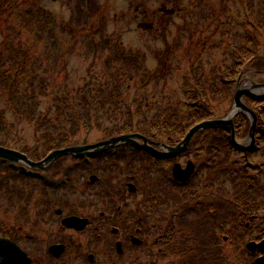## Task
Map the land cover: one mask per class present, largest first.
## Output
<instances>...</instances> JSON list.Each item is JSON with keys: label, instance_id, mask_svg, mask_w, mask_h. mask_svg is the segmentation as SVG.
<instances>
[{"label": "rangeland", "instance_id": "obj_1", "mask_svg": "<svg viewBox=\"0 0 264 264\" xmlns=\"http://www.w3.org/2000/svg\"><path fill=\"white\" fill-rule=\"evenodd\" d=\"M6 1H8V4L5 8H10V5L13 4L17 5V9H10V15L5 17V19L7 18L5 20L7 23L0 27V46L6 41L8 46H13L16 50L21 49L25 51L29 59L34 58L36 60V63L30 64L28 72L31 75V73L36 71L39 82L41 79L46 78L45 83H48L49 86V97L47 99H53L57 97V94L60 95V93H66L68 90L82 87L86 85L85 83H106L105 81L110 79V74L116 72L113 66L109 70L106 67L109 63H106V61L113 56L116 50L114 45L108 44V41L113 42V40L119 38V42L123 44L127 52L129 51L131 54H144L146 57V68L152 76L154 75L152 73L156 72L155 80L150 81V83H157V78L163 79L162 76L165 77L163 81H160V83H168L167 88L163 89L164 93L162 95H168L175 103L183 96V94L181 95L182 77L193 66L208 67L221 59H228L229 55L225 56V54L232 52L236 46H242L249 35H264V0H184L182 7L184 8V12L174 16V22L165 23V29L158 32L156 30L139 28L138 24L141 21H151L150 15L157 11L156 4H149L147 0H3V3ZM139 4H142L141 9L146 11L148 16L141 15L142 18L137 22L136 8ZM39 8L45 10L43 14L39 13L41 12L38 11ZM26 10H33V16L36 18L31 21L33 17H30L26 23L22 24L21 21L25 16ZM85 11L88 12L89 16L91 14V20H94L92 23L90 21L89 23L85 22V19L87 20L89 17L87 14L83 16L82 12ZM103 18L110 23L107 29L102 30L101 34L103 36L98 35V37L94 38L96 47L92 42L78 43L79 39L76 40L70 35H65L67 40L63 37L64 35L62 36L60 22H62L61 24H65L64 27L70 30L73 27L83 29L86 26L91 27L93 25L98 27ZM79 21H82L80 25ZM46 26L50 27L45 30L44 27ZM51 29L53 30L52 33L47 34ZM253 36H249L248 40H254ZM53 41L54 43L59 41L55 49L51 46V44L53 45ZM60 41L68 43V45L61 47ZM170 48L173 49V52H171ZM156 51L162 52V54H169L166 63L160 59ZM258 55L264 56V50L260 51ZM229 61L230 58L227 62ZM173 63L174 68H171ZM109 64L112 63L110 62ZM161 70H164L163 75L159 74ZM242 76L243 79L241 81L245 83L243 85H246L249 80L257 83L264 81V73L260 74L257 69L253 68H249L245 73L242 72L240 78ZM130 83L136 82L131 81ZM125 87H127L126 83ZM124 88L120 91H123ZM130 90H132V87ZM51 92L53 93L51 94ZM135 93H125L121 96L120 100L112 98L109 102H106V107L103 105L94 110L92 113L93 126L89 128V132L71 128L69 117L66 120H62V125L56 124L57 121L54 117L52 123L55 126L50 125L44 129H38L33 124H28L27 122H22L16 128H11V123L14 124L16 121L15 117L8 111L5 99H1L0 140L3 139V134L16 133L15 136L12 135L13 137L10 136L9 139L5 138L9 142L8 144L24 147L25 149H30V151L36 148L48 149L42 138L45 135H55L58 133H66L68 138L69 136L71 137V140L83 141L85 145L101 142L105 140L103 133L110 130L103 128V125H108L112 128L115 124L124 125L129 121L127 119V110L130 106L133 107L134 100L137 97ZM46 102V100L41 101V109L46 108ZM226 106L225 104L221 105L222 112L228 109ZM3 110L6 111L5 115L3 114ZM132 113L134 112L132 111ZM98 121L101 125L100 128H96L99 127L96 124ZM73 132L77 134L72 137ZM38 138L41 139V143H38ZM14 139H18V142L13 143ZM257 145L259 146L258 141ZM131 154H124L120 159L118 157H108L105 160L96 162V164L100 163L101 166L105 165V172H96L93 168L87 167V170H78L76 174L70 173L66 170V165L73 158L65 159L57 163L59 165L53 170L52 176L62 179L60 177L69 174V177L73 181L78 180L80 192H82L81 188L85 186L84 183L86 181L89 182L91 177H99L101 182L104 183V188L111 189L114 195L110 194V192H103L104 188H89L87 194L97 195L101 193V197L103 198L100 199L103 201L102 205L106 208L109 206L113 207L117 214L125 215V217L137 214L139 217H144L145 213H153L152 208L156 200L158 208L155 210L157 212L161 207L164 208L165 206L161 200L167 198L172 193L182 192L186 194L187 191L191 192L190 196L196 201H201L200 207L197 209L200 212L210 208L208 203L211 201L221 204L220 201L227 195H233L228 198L235 200L231 204L232 208H236V199L243 198L245 200L243 203H247L249 206L256 203L261 205L260 214L264 211V173L256 175L255 181L258 183H253L250 186L247 176L246 180L244 177H242L243 179L239 178L244 175L242 172L234 175L231 172L232 169H230L231 165L229 167L218 168V165L215 163V169L212 171H206V169L203 170V167H200L198 175L187 188L175 189L173 185L170 186L169 178L167 179V177H172L169 162L156 161L148 156L150 158L149 161L147 157L146 161H139L134 164L139 166V170L141 171L136 175L135 170L131 169L134 168ZM195 156H189L184 161L181 159L177 163L185 167L187 161L193 160L194 162ZM240 159L242 160L243 158L241 157ZM112 160L118 161V165L120 164L114 170L108 168ZM248 160L250 162L248 165L253 166L264 163V157H262L261 152L259 155L252 154L251 157H248ZM235 163L240 164L242 162ZM2 172L3 170H0V176H4ZM129 176H135L136 182L134 184L138 189L137 193H130L129 189L125 187V183L130 181ZM252 176L254 177L255 175ZM162 177H165L163 184ZM6 181L12 183L18 180L8 175ZM23 182H25L23 183L24 185H30L29 190L31 192L39 194L48 192L43 191L44 188L38 182ZM17 186L19 185L17 184ZM256 188L261 192L256 193ZM249 190H252L253 193ZM56 192L55 199L59 201L57 202L59 206L64 208L63 206L65 205L62 203L66 204V187L58 189ZM22 194L24 192L20 191L18 192V196L13 195V200H21L24 197ZM185 200L189 201V199ZM31 201L34 204L36 200L34 197H31ZM238 209L234 211L235 214H232L233 223L237 222L236 218L242 216L241 208ZM245 211L249 213V207ZM159 214L161 216L163 211ZM203 216L206 219L208 215L203 212ZM219 227L220 224H218L217 231L218 242L219 244L223 242L221 249L225 247L226 255L227 251H229L230 256L232 251L230 249V242L227 243L222 238L229 235H223L225 233ZM227 228H230V226H227ZM244 256L245 254H243L242 249H238L237 244H235L232 253L233 264H246Z\"/></svg>", "mask_w": 264, "mask_h": 264}, {"label": "trees", "instance_id": "obj_2", "mask_svg": "<svg viewBox=\"0 0 264 264\" xmlns=\"http://www.w3.org/2000/svg\"><path fill=\"white\" fill-rule=\"evenodd\" d=\"M7 4L8 1L3 3V0H0V27L7 23L5 21L7 18L5 19V17L10 15V9H17V5L13 4L10 5V8H5ZM38 11H41L39 13L43 14L45 10L39 8ZM32 12L34 11L26 10L25 16L21 21L22 24L26 23L30 17H33L31 21L36 18ZM91 17L90 14L85 22L89 23L90 21L92 23L94 20H91ZM81 22L79 21V25ZM61 23L60 29L65 39V35H70L76 40L79 39L78 43L92 42L96 47L94 38L98 37V35L103 36L101 32L107 29L110 22L105 21L103 18L98 27L95 25L91 27L86 26L83 29L73 27L71 30L64 27L65 24ZM49 27L46 26L44 28L47 30ZM52 31V29L49 30L47 34H51ZM248 37L242 46H236L232 52L225 54V56L229 55V62H227L229 58H225L208 67L195 65L191 70L186 72L182 77L183 81L181 83V95L183 94V96L175 103L168 95H162L164 93L163 89L167 88L168 85V83H160L165 77L162 76L163 79L157 78V83H150V81L155 80L156 72L152 73L154 74L153 76L150 74L145 66L146 57L144 54H131L129 51L127 52L123 44L119 42V38H116L113 42L108 41V44L114 45L116 50L113 56L106 61V63L111 62L112 64L108 63L106 67L109 70L113 66L116 72L110 74V79L106 80V83H85L86 85L82 87L68 90L66 93H60V95L57 94L58 98L55 97L53 99H47L49 97V86L48 83H45L46 78L41 79L39 82L36 71L33 70L34 72L31 75L28 72V67L30 64L36 63V60L34 58H31L32 60L29 59L25 51L21 49L16 50L13 46H8L5 41L0 46V100L5 99L8 111L15 117L16 121L14 124L11 123V128H16L22 122H27L28 124H33L38 129H44L50 125L55 126L52 123L54 117L57 121L56 124L61 125L62 120H66L69 117L71 128L89 132V128L93 126L92 113L94 110L103 105L106 107V102H109L112 98L120 100L121 96L125 93L136 92L137 97L133 103L134 108L130 106L127 110V119L129 121L124 125L115 124L112 128L108 125H103V128L110 129L103 133V137L107 139L122 134L140 133L154 141L177 143L195 125L209 119L221 118L227 115L233 103L235 84L242 71L253 68L264 72V56L258 55L260 51L264 50V35L253 36L254 40H248ZM58 42L54 43L53 41V45L51 44L52 48H57ZM60 44L61 47L68 45V43L61 41ZM172 48H170L171 52H173ZM156 54L160 56V59L164 63L169 58L168 53L162 54V52L156 51ZM171 68H174V63ZM170 70L172 71V69ZM159 74L163 75L164 70H161ZM131 81H135L136 83H130ZM125 83L127 87L124 88ZM131 87L132 90H130ZM123 88L124 90L120 91ZM44 100L49 101V103L46 102V108L41 109V101ZM247 103L258 115L257 141L259 143V150L256 154L259 155L261 152L262 157H264V102L258 103L247 100ZM222 104L227 105L226 107L228 108L224 112L221 111ZM3 114H6L5 110H3ZM96 124L99 126L96 128L101 127L99 121ZM234 124L237 137L245 139L250 128L247 117L239 114L234 119ZM76 134V132H73L72 137ZM12 135L15 136L16 133L3 134L0 145L18 149L36 160L41 159L54 149L83 144V141L71 140V137L69 136L68 138L66 133H58L55 135H45L42 138L48 149L30 151V149L28 150L24 147L8 144L9 142L5 138L9 139L10 136L13 137ZM38 139V143H41V139ZM15 140L12 142L17 143L18 139ZM130 152L132 153L130 156L136 162H143L148 157L147 154L139 151L130 150ZM191 152L198 153L195 160L199 163L207 162L210 164L207 167L209 171L215 169V162L218 168L229 167L231 165V172L234 175L242 172L244 175L239 178L243 179L242 177H244L246 180L247 176L250 186L253 183H258L255 181L256 176H252L254 175L252 174L253 170L248 165V163L250 164L249 160L247 161L251 155L239 153L232 147L231 133L226 127L216 128L197 135L191 144L188 154ZM239 155L240 157H238ZM241 157L244 161L240 159ZM239 161L242 163H235ZM261 164L256 168V175L264 173V163ZM0 166L4 168L3 165L0 164ZM255 190L256 192H261L258 188ZM249 191L252 192V190ZM240 207L241 209L243 208L242 204H240ZM248 207L250 216L257 214L259 204H251ZM255 218L257 219L252 220V223L264 224V211L259 216L255 215Z\"/></svg>", "mask_w": 264, "mask_h": 264}, {"label": "flooded vegetation", "instance_id": "obj_3", "mask_svg": "<svg viewBox=\"0 0 264 264\" xmlns=\"http://www.w3.org/2000/svg\"><path fill=\"white\" fill-rule=\"evenodd\" d=\"M150 1L147 0L149 4H156L157 11L150 15L151 21L138 24L141 29L163 31L165 23H173L174 16L184 12V0ZM141 6L139 4L136 8L137 22L141 15L148 16ZM96 162L95 159L90 163L102 171ZM40 172L46 175L45 179H57L52 176V169ZM168 178L170 186L183 189L174 179ZM6 179L2 176L0 185V238L9 239L22 248L31 260L30 264H233L235 244L245 254L246 264H256V260L263 256L258 250L251 254L247 245L251 241L259 242L258 238L250 239L256 235L250 231H262L264 224H246L243 230L248 229L246 233L242 232L241 239L223 236L225 242H230L232 250L230 256L229 251L226 255L225 247L221 249L223 242H218L217 224L202 225L200 211H197L201 201L190 196V191L170 194L161 200L165 206L157 212L156 200L153 213H145L144 217L138 214L125 217L117 214L113 207H104L101 193L87 194L89 188H104V183L96 176L86 181L80 192L78 180L73 181L68 174L64 208L55 199L57 192L52 191L39 194L19 187L24 197L13 200V195L18 196V192L6 191L13 189ZM161 180L163 184L165 177ZM102 191L106 192V188ZM109 192L114 195L112 190ZM31 197L36 200L34 204ZM209 213L213 210L210 209ZM195 217L193 224L187 223ZM227 226L232 230L231 225ZM206 228H210V236L204 234L203 238L201 231Z\"/></svg>", "mask_w": 264, "mask_h": 264}, {"label": "water", "instance_id": "obj_4", "mask_svg": "<svg viewBox=\"0 0 264 264\" xmlns=\"http://www.w3.org/2000/svg\"><path fill=\"white\" fill-rule=\"evenodd\" d=\"M244 97H249L255 101H264V84H257L252 81L248 85L242 86L240 83L237 85L234 104L229 115L223 119H214L203 122L194 128H192L186 135L184 140L175 147H169L159 143H154L151 140L138 135H125L121 137H115L110 140L102 141L100 143L91 146H78V147H68L53 151L49 154L43 161L35 163L28 159V157L20 152L6 149L0 147V158L12 164H27L33 169H45L51 165L57 159L73 155L75 157L81 158L83 156L92 155L101 151H105L109 148L117 147L122 144H132L141 149L150 151L158 156H167L170 158H175L180 154L185 153L188 150L189 145L193 138L200 132L207 131L213 128L225 126L231 130L232 133V143L233 145L246 152H252L256 146V127H257V116L256 114L245 104ZM243 113L250 118L251 128L247 140L243 143L236 139L235 128L233 124V118L238 114ZM138 140H142L144 143L141 144ZM154 144L159 147H163L166 152H160L148 145ZM194 171V165L192 162L188 163L186 170H182L179 165L175 166L174 174L177 179L186 182L192 175ZM264 245V244H263ZM260 245L258 247H261ZM30 259L27 255L13 242L8 240L0 239V264H29Z\"/></svg>", "mask_w": 264, "mask_h": 264}]
</instances>
